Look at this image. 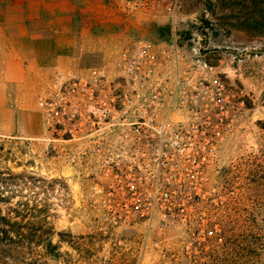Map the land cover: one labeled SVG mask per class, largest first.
I'll use <instances>...</instances> for the list:
<instances>
[{
  "label": "rangeland",
  "instance_id": "obj_1",
  "mask_svg": "<svg viewBox=\"0 0 264 264\" xmlns=\"http://www.w3.org/2000/svg\"><path fill=\"white\" fill-rule=\"evenodd\" d=\"M110 8L119 16L113 32L128 39L118 51L87 54L62 68L0 60V172L15 177L13 203L38 209L53 229L60 254L42 260L264 264V0H112ZM140 40L178 57L194 81L218 77L229 95L244 102L238 130L225 142L221 170L213 175L216 201H205L207 215L188 226L120 227L100 218L87 201L86 174L66 154L75 143L58 136L54 115L47 113L61 87L76 77L88 79L98 70L120 79V57Z\"/></svg>",
  "mask_w": 264,
  "mask_h": 264
},
{
  "label": "built area",
  "instance_id": "obj_2",
  "mask_svg": "<svg viewBox=\"0 0 264 264\" xmlns=\"http://www.w3.org/2000/svg\"><path fill=\"white\" fill-rule=\"evenodd\" d=\"M118 66L120 79L76 77L47 105L58 136L75 143L66 154L89 180L88 204L120 227L203 219L244 102L218 77L194 81L146 41L132 42Z\"/></svg>",
  "mask_w": 264,
  "mask_h": 264
},
{
  "label": "crops",
  "instance_id": "obj_3",
  "mask_svg": "<svg viewBox=\"0 0 264 264\" xmlns=\"http://www.w3.org/2000/svg\"><path fill=\"white\" fill-rule=\"evenodd\" d=\"M111 1L0 0V60L62 68L87 54L118 51L128 39L112 30L119 16ZM5 44L7 50L1 48Z\"/></svg>",
  "mask_w": 264,
  "mask_h": 264
},
{
  "label": "trees",
  "instance_id": "obj_4",
  "mask_svg": "<svg viewBox=\"0 0 264 264\" xmlns=\"http://www.w3.org/2000/svg\"><path fill=\"white\" fill-rule=\"evenodd\" d=\"M16 187L10 171L0 172V264H47L43 257L60 254L50 238L53 229L38 209L13 203Z\"/></svg>",
  "mask_w": 264,
  "mask_h": 264
}]
</instances>
